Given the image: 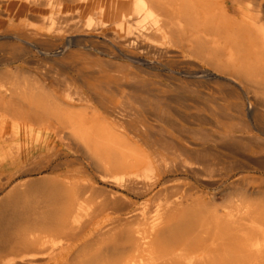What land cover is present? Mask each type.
<instances>
[{"label":"bare ground","instance_id":"6f19581e","mask_svg":"<svg viewBox=\"0 0 264 264\" xmlns=\"http://www.w3.org/2000/svg\"><path fill=\"white\" fill-rule=\"evenodd\" d=\"M0 4L3 39H14L53 63L56 77L47 76L52 87L59 84V75L62 84L89 88L109 82L115 86L107 93L122 100L136 98L142 81L161 77L172 81L177 74L207 80L214 76L231 89L238 87L254 103L249 112L255 133L249 137L250 153L255 171L264 176V0H4ZM93 36L104 39L106 46L96 45ZM30 57L20 54L11 61L40 64ZM31 74L15 68L0 78V104L11 109L14 102L24 101L57 118L93 162L100 180L124 195L114 190L102 193L90 183H59L20 194L19 187H12L10 197H16L5 203L8 212H0V264H264V198L243 200L238 212L228 216L207 205L194 211L190 204L188 211L175 212L174 203L165 215L136 213L132 199L155 202V186L144 180L125 141L88 119L90 106L82 112L72 109L75 102L110 97L99 91L88 95L63 91V100H57L45 92L48 85ZM105 112L121 120L140 113L120 108ZM121 129L137 142L150 130L131 125ZM150 207L146 204L145 210ZM109 211L112 228H93L97 214Z\"/></svg>","mask_w":264,"mask_h":264},{"label":"rangeland","instance_id":"374dc122","mask_svg":"<svg viewBox=\"0 0 264 264\" xmlns=\"http://www.w3.org/2000/svg\"><path fill=\"white\" fill-rule=\"evenodd\" d=\"M0 2L4 3V0ZM0 6L4 8L3 5ZM36 27L41 28L42 25L37 24ZM3 37L0 30V78L13 72L15 68H21L32 71L33 79L48 85L45 92L57 100H63V91L82 92L86 95L99 91L110 97L107 91L115 85H108L109 82H105L101 87L89 88L82 83L62 84L63 77L59 75V84L52 87L47 76L56 77L52 72L54 64L44 61L35 51L26 49V45L14 39L4 40ZM93 37L91 41L96 45L106 46L104 39L96 40L95 36ZM70 50L75 52L76 48ZM20 54H30V59L38 60L40 64L28 66L21 62L18 64L15 60L11 61ZM33 55L37 58H33ZM119 64L127 66L125 63ZM199 72L201 76L204 75L200 70ZM62 75L72 78L70 73ZM174 78L172 81L161 77L140 82L134 99L110 97L101 100L93 97L94 100L87 104L75 102V107L72 108L76 112H82L90 106L92 109L88 119L106 128L111 135L124 140L134 163H140L144 180L148 185L155 186L154 194H158L155 202L150 204L147 199H132L137 204L136 213L147 211L151 217L165 215L169 212L167 206L174 203L175 212L183 208L188 211L190 204L194 211H199L203 205H207L210 211L228 216L232 211L235 214L238 212L237 209L243 200L264 198V176L260 177L255 171L257 169L250 153V138L255 134L249 113L250 105L254 104L253 100L238 87H235L237 90L234 87L231 89L230 85L214 76L207 80L196 78L193 74H177ZM10 108L0 104V212L9 211L5 203L9 204V201L16 197H10L9 193L12 187L16 186L19 187L16 191L18 194L26 190L48 189L52 188L53 184L67 182L90 183L102 193L115 191L100 180L93 169V162L84 155L82 148L68 137V131L63 129L57 118L44 115L37 110V106L24 101H16ZM106 108L140 113L137 118L132 116L121 120L114 115L108 116L106 112L105 114ZM94 111L99 113L93 115ZM130 125L150 130L146 134L141 133L140 142H137L133 134L121 131V126ZM115 192H118V196L124 195L121 191ZM180 201H184L183 207H179ZM146 204L151 207L145 210ZM15 210L17 211L12 209V213ZM100 215L97 214L93 228L100 225L105 231L112 228V213L109 211Z\"/></svg>","mask_w":264,"mask_h":264}]
</instances>
